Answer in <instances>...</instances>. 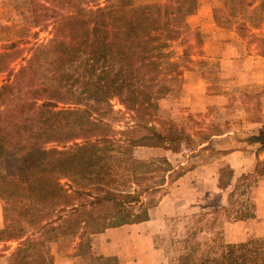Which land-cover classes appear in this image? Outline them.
I'll return each mask as SVG.
<instances>
[{
    "label": "trees",
    "instance_id": "1",
    "mask_svg": "<svg viewBox=\"0 0 264 264\" xmlns=\"http://www.w3.org/2000/svg\"><path fill=\"white\" fill-rule=\"evenodd\" d=\"M37 2L34 23L51 21L53 35L32 45L24 63L0 83V156L7 157L0 198L7 237L18 241L13 264H49L42 243L65 234L79 238L82 264H120L115 255L94 254L92 236L149 219L155 202L147 198L144 203L140 192L119 188L106 160L114 144L106 130L127 112L132 124L121 131L127 145L180 150L183 130L158 119L157 110L170 90L165 47L189 28L184 0H167L163 41L147 33L145 8L132 0ZM22 52L15 42L0 50V73L11 71ZM113 99L124 109H115ZM253 140L259 144L257 154L264 151V126ZM174 171L164 158L161 183L145 190L164 187ZM263 174L260 157L254 170L234 183L232 167L221 168L219 187L232 186V206L224 209L234 212L233 218L255 214L256 204L247 194L253 178ZM179 259L181 264H253L246 243L191 247Z\"/></svg>",
    "mask_w": 264,
    "mask_h": 264
},
{
    "label": "rangeland",
    "instance_id": "2",
    "mask_svg": "<svg viewBox=\"0 0 264 264\" xmlns=\"http://www.w3.org/2000/svg\"><path fill=\"white\" fill-rule=\"evenodd\" d=\"M159 1L132 0V3L145 8L143 18L147 33L163 41L165 5ZM35 6H38L37 0L34 3L33 0H0V50L15 42L23 51L10 64L11 71L0 73V83L24 63L32 45L46 42L53 35L51 21L46 25L34 23ZM184 8L186 20L201 13L204 23L201 26L188 24L189 28H184L180 37L167 42L168 55L164 59L162 56V60L170 90L159 99L157 110L158 119L173 122L183 130L180 150L174 153L160 146L127 145L121 132L132 124L127 112L120 114L106 130L114 141L113 146L109 144L106 160L119 188L140 192L144 203L155 202L149 208L152 222L145 228L151 236L145 233V237L137 241V248L141 246L144 254L135 260L138 264H181L179 258L186 249L224 242L246 243L252 263L264 264V174L253 178L247 197L256 204L255 214L244 219H235L234 212L224 209L232 206L228 200L232 186L219 187L220 170L230 165L225 157L227 152L240 147L245 149L244 154L232 156L233 183L242 173L254 170L260 155L264 158V151L257 155L259 144L253 140L257 128L254 121L256 94L241 88L243 79L234 72H227L225 67L231 64L227 65L222 59L231 53L264 54V0H184ZM160 49L163 51V46ZM186 69L203 72L207 83L205 91L195 95L185 85L183 71ZM220 92L230 94L228 100L215 99L207 104L209 95ZM112 102L115 109H124L117 100ZM193 103L196 106L191 110ZM156 124L162 129L161 123ZM230 129L231 134L218 136ZM167 157L174 165L184 163L182 168L174 166L173 179L164 187L146 191L147 187L161 183L163 159ZM6 161L7 157L0 156V171L5 169ZM190 169L180 182L174 181L179 172ZM61 181L70 190L69 181L66 178ZM139 207L137 203L135 210ZM22 222L27 224L24 219Z\"/></svg>",
    "mask_w": 264,
    "mask_h": 264
},
{
    "label": "crops",
    "instance_id": "3",
    "mask_svg": "<svg viewBox=\"0 0 264 264\" xmlns=\"http://www.w3.org/2000/svg\"><path fill=\"white\" fill-rule=\"evenodd\" d=\"M155 2L149 3L152 4ZM165 2L166 0H160L159 4L164 6ZM201 19V13H197L195 16H192L191 19L186 21L191 26H201L204 23ZM239 56L241 58H238L237 60V57ZM222 59L227 63V65L231 64V67H225L227 72H234V74L240 75L243 79L240 84L244 85H241V88H245L246 90L249 89L251 91L253 90L256 94L257 114L254 121L257 128L254 134H257L259 129L264 126V54H248L247 52L245 54L235 55L231 53L228 54V56H224ZM183 77L185 79V85L187 84L195 95L200 94L198 93L200 91L203 92L206 90L207 83H205V79H203V72L201 70L186 69L183 71ZM203 83L204 88H202ZM229 97L230 94L225 92L212 94L209 95V101L207 104L214 102L215 99L220 100L221 98H225V100H228ZM192 102H195V100H192ZM195 106L196 105L193 103L191 110H193ZM232 132L233 130L230 129L218 136H226ZM163 149L177 153L171 149ZM240 153H245V149H243V147L229 151L225 154V157L232 168L234 167L232 156H235L234 154L239 155ZM167 159L170 160L168 157ZM172 164L174 165V163ZM181 164L183 165L184 163ZM179 165L174 166L177 167ZM190 171L191 169L181 173L174 181L180 182V180ZM2 202L3 201L0 198V247L4 246L5 248L0 250V264H13L12 253L18 245V241L15 242L8 240L6 236ZM151 222L152 220L149 218L141 222L125 223L118 226L108 227L92 236L91 250L96 255H115L118 257L121 264H138L135 258L143 257L144 251L141 246L137 248V241L139 242L142 237H145V233L149 232L147 235L151 234L150 231L146 230L150 226ZM152 232H155L154 229H152ZM78 240L79 238L77 236L66 234L54 240L44 241L42 243V248L49 264H82L83 258L77 253Z\"/></svg>",
    "mask_w": 264,
    "mask_h": 264
}]
</instances>
